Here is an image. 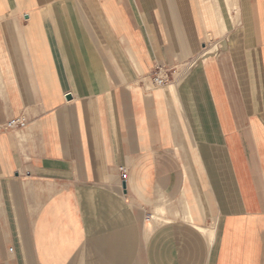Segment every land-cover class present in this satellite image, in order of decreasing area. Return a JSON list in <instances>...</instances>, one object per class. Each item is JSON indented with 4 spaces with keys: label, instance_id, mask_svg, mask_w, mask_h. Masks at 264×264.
Instances as JSON below:
<instances>
[{
    "label": "crops",
    "instance_id": "1",
    "mask_svg": "<svg viewBox=\"0 0 264 264\" xmlns=\"http://www.w3.org/2000/svg\"><path fill=\"white\" fill-rule=\"evenodd\" d=\"M230 1L0 0V264H263L264 0Z\"/></svg>",
    "mask_w": 264,
    "mask_h": 264
},
{
    "label": "built area",
    "instance_id": "2",
    "mask_svg": "<svg viewBox=\"0 0 264 264\" xmlns=\"http://www.w3.org/2000/svg\"><path fill=\"white\" fill-rule=\"evenodd\" d=\"M168 70L164 69L162 67H155L152 75V83L157 86L165 85L168 81ZM28 125V118L25 112L21 111L20 113L10 117L5 121L3 124V128L7 131H20L26 128ZM121 170V177L122 180H126L127 178V172L125 169ZM152 215L148 214L145 217L146 221H149L151 219Z\"/></svg>",
    "mask_w": 264,
    "mask_h": 264
},
{
    "label": "rangeland",
    "instance_id": "3",
    "mask_svg": "<svg viewBox=\"0 0 264 264\" xmlns=\"http://www.w3.org/2000/svg\"><path fill=\"white\" fill-rule=\"evenodd\" d=\"M263 264H264V256H263Z\"/></svg>",
    "mask_w": 264,
    "mask_h": 264
},
{
    "label": "bare ground",
    "instance_id": "4",
    "mask_svg": "<svg viewBox=\"0 0 264 264\" xmlns=\"http://www.w3.org/2000/svg\"><path fill=\"white\" fill-rule=\"evenodd\" d=\"M231 1H232V0H231ZM231 1H230V2H231ZM230 4H231V3H230ZM151 218H152V217H151ZM150 220H151V219H149V221H150Z\"/></svg>",
    "mask_w": 264,
    "mask_h": 264
},
{
    "label": "water",
    "instance_id": "5",
    "mask_svg": "<svg viewBox=\"0 0 264 264\" xmlns=\"http://www.w3.org/2000/svg\"><path fill=\"white\" fill-rule=\"evenodd\" d=\"M67 97H69V95Z\"/></svg>",
    "mask_w": 264,
    "mask_h": 264
}]
</instances>
